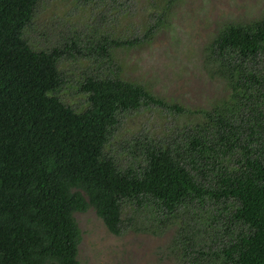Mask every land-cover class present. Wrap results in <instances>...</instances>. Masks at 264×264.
I'll return each mask as SVG.
<instances>
[{
    "label": "trees",
    "instance_id": "1",
    "mask_svg": "<svg viewBox=\"0 0 264 264\" xmlns=\"http://www.w3.org/2000/svg\"><path fill=\"white\" fill-rule=\"evenodd\" d=\"M174 1L117 34L122 3L82 0L116 11L35 49L43 0H0V264H80L74 215L89 210L112 236L169 234L177 264H264V17L214 30L203 66L223 96L190 111L115 64L166 28ZM151 108L172 127L118 142L123 118Z\"/></svg>",
    "mask_w": 264,
    "mask_h": 264
},
{
    "label": "rangeland",
    "instance_id": "2",
    "mask_svg": "<svg viewBox=\"0 0 264 264\" xmlns=\"http://www.w3.org/2000/svg\"><path fill=\"white\" fill-rule=\"evenodd\" d=\"M154 1L157 0H116L115 7L122 3L118 8L121 14L116 10L109 11L115 13L107 22L117 34L122 33L119 29H132L149 18L150 4ZM160 1L163 4V0ZM171 3L167 9L166 28L145 45L128 52H115V64L122 67V78L150 88L168 104L185 103L190 111L207 109L223 96V86L210 80L204 69L206 43L214 30L226 23L247 24L263 18L264 0H179ZM75 4L73 0H43L28 30V38L34 42L35 49L60 44L61 36L67 34L84 37L87 33L85 25H89L92 18L93 25L98 28L102 25L96 23L97 19L105 24L104 15L109 9L93 15L88 3L78 0L77 8H74ZM73 68L70 64L66 71ZM186 122L183 119L180 124ZM140 124L155 132L172 127L155 108H151L141 117L123 118L115 135L117 141L128 139L132 133L139 136L140 132L135 131ZM116 150L115 144L113 152ZM127 159L123 157L122 161ZM74 217L81 232L80 264H177L167 250L169 234L155 237L128 230L116 237L107 232L92 210Z\"/></svg>",
    "mask_w": 264,
    "mask_h": 264
}]
</instances>
